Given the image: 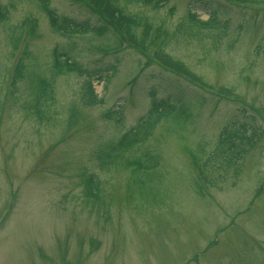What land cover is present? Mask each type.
<instances>
[{"label": "rangeland", "instance_id": "1", "mask_svg": "<svg viewBox=\"0 0 264 264\" xmlns=\"http://www.w3.org/2000/svg\"><path fill=\"white\" fill-rule=\"evenodd\" d=\"M48 3L57 15L100 22L80 2ZM0 5L7 8L0 23V264H264V0L126 6L138 37L146 32L149 42L157 35L147 54H164L203 88L146 61L135 46L100 50L98 44L110 50L112 32L101 41L62 37L34 1ZM212 12V29L177 28L188 13L205 21ZM54 47H70L81 69L94 73L101 102L81 103L86 73L59 76L38 121L27 106L30 85L34 75L49 77ZM18 61L24 73L13 87ZM166 99L184 101L182 109L173 102L184 123L174 132L164 118L144 143L158 155L156 167L130 173L116 158L100 170L97 150L132 127L152 101ZM108 111H118L117 120L102 117ZM223 128L252 137L225 171L220 157L210 158ZM85 174L101 181L97 201L84 198Z\"/></svg>", "mask_w": 264, "mask_h": 264}, {"label": "trees", "instance_id": "2", "mask_svg": "<svg viewBox=\"0 0 264 264\" xmlns=\"http://www.w3.org/2000/svg\"><path fill=\"white\" fill-rule=\"evenodd\" d=\"M37 4V7L42 13L45 14L48 20L49 27L52 32L57 33L62 37L70 36H88L93 39H103L108 37V33L112 32L114 36V41L111 45L110 50H106L104 45L98 44L100 50L112 51L115 47H119L122 43L127 46H135V51L144 55L146 61L154 62L158 66H162L166 70L171 71L174 74L181 75L179 77L184 78L186 81L190 82L194 86L202 87L201 81L193 73H189L188 70L183 68L181 65L171 61L168 58H164L160 55H164L159 51L155 50L157 56H149L147 53L150 51V47L154 45L156 34L153 39L149 42L147 41L146 32L138 37L134 31V26L136 22L134 18L130 15L125 14L124 10L130 2H137L141 5H150L153 8L159 7L162 2L167 0H70L73 3H82L89 10V12L96 17L95 24H90L87 19L83 21H75L74 19L64 16L57 15L55 11L49 6L48 0H32ZM231 1V0H229ZM212 16L205 21L199 20L197 15L193 13H188L185 17L184 22L178 25L177 28L182 29L187 33L198 32L202 29H212L215 25V15L214 12L211 13ZM7 18V8L0 5V23ZM23 26V24H21ZM159 31V29H156ZM176 32H174L175 34ZM160 34V32H159ZM158 34V35H159ZM173 34V37H174ZM172 36V35H171ZM170 36V37H171ZM19 34L11 36V45L13 50L15 49L17 43L19 42ZM103 43V41H102ZM104 44V43H103ZM138 50V51H137ZM140 51V52H139ZM13 51L11 52V54ZM147 63V62H146ZM22 64L18 61L14 67V72L11 75V86H15L18 79L23 77L21 72ZM179 68H182L180 70ZM115 67H109L110 74L114 71ZM49 77H41V75H34L35 79L31 81V102L27 105L29 106V114L33 116L38 121H41L45 117V105L53 99V86L54 80L59 76L69 75L71 73H76L78 75L87 74V79L82 85V93L80 94V100L83 105H95L101 102V99H97L92 90L91 80L93 77L92 72H88L85 69H81V66L76 62L74 58L73 50L70 47L57 48L54 47L51 50V60L49 63ZM210 89V88H209ZM229 92V90L225 91ZM223 94L222 92H220ZM220 94L217 93V96ZM179 104L177 101L161 100L152 101L149 110L146 114L140 117L136 123L125 130L116 140L106 142L100 149L97 150L96 161L98 167L102 171H107L110 166L115 165L112 160L116 158H121L120 163L130 168V173H136L140 170H151L156 167L158 162V155L156 153L149 154L150 151L148 146L144 143L151 139L152 134L156 126L165 118V123L171 121V127L174 132L181 129L184 120L182 119L181 109L185 107L184 101L179 105L180 110H174L175 103ZM167 105L168 108L165 106ZM162 112H165L164 114ZM118 111L105 112L102 117L110 120L116 119L115 115L118 116ZM117 120V119H116ZM115 120V121H116ZM245 131H227L223 128L219 134L215 144V150L210 155L213 160L214 157H220V170L225 171L226 168L231 167L233 164H238L241 160L245 149H249L252 142V137H247L244 135ZM115 141V142H114ZM110 150L109 152L107 150ZM102 150L107 152L106 161L99 159ZM133 153H132V152ZM141 153L138 156L135 154ZM133 154L134 156H130ZM194 163L196 164L195 158ZM206 164V163H205ZM121 165V164H120ZM198 165V164H197ZM205 168L198 166V176L202 179L204 178ZM101 181L95 174H85L83 176V194L84 198L92 201H97V198L101 192Z\"/></svg>", "mask_w": 264, "mask_h": 264}]
</instances>
